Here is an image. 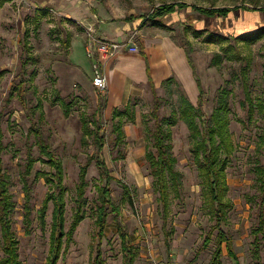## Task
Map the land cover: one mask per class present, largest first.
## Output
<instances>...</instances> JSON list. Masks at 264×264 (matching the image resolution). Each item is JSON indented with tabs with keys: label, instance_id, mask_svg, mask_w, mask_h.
<instances>
[{
	"label": "rangeland",
	"instance_id": "1",
	"mask_svg": "<svg viewBox=\"0 0 264 264\" xmlns=\"http://www.w3.org/2000/svg\"><path fill=\"white\" fill-rule=\"evenodd\" d=\"M173 2L233 10L227 17H208L184 8L164 18L165 25L131 23L132 29L126 32L124 43L133 34L137 44L142 39L160 41L167 37L189 48L195 72L205 89L203 116L210 118L220 106L225 107L234 150L226 166L225 194L232 207L223 224L229 240L222 244V264L236 263L228 250L236 254L238 264H255L252 231L257 226L258 183L254 168L264 162L259 140L264 119L257 111L248 112L246 89L254 101L264 99V34L250 45L242 41L235 43L233 35L264 25V0H10L0 7V128L3 166L15 203L12 227L19 240L22 264L46 263L52 222L51 203L45 229H41L37 220V209L49 188L42 172L52 169L42 161L44 156L32 124L36 123L63 161L68 229L80 167L88 155L96 153L92 136L83 132L82 120H89L91 127L93 120L102 125L105 145L101 157L114 177L110 183L111 200L121 210L137 254L133 264L209 263L216 248V231L207 246L203 243L215 219L209 211L203 178L193 153L195 137L182 113L183 98L190 99L185 87L175 79L154 90L149 85H137L119 106L124 113L113 116L107 109V89L103 91L93 85L96 66L88 53L90 34L102 38V24L114 23L111 26L119 28L124 25V18H144L155 7ZM195 28H203V33L196 36ZM104 32L116 35L110 28H104ZM208 32L225 34L230 39L208 42L204 37ZM227 44L235 49L224 50ZM26 60L29 61L23 66ZM98 69L104 72L101 62ZM20 83L24 103L17 95L19 89L10 95L12 88L20 87ZM39 102L41 107L37 106ZM192 102L196 104L197 98ZM155 110L160 115L169 155L175 158L176 176H167L169 211L165 227L172 230L169 243L163 230L159 192L145 158L147 150L155 151ZM132 116L135 123L131 122ZM120 120L125 123V134L116 142L117 132L113 128ZM29 157L34 159L27 176L32 208L30 232L24 222L26 181L23 178ZM87 180L85 217L57 264H91L99 241L105 264H124L113 212L108 216L104 236L96 237L97 186L103 182L94 162L88 168ZM260 238L264 262V231Z\"/></svg>",
	"mask_w": 264,
	"mask_h": 264
},
{
	"label": "trees",
	"instance_id": "2",
	"mask_svg": "<svg viewBox=\"0 0 264 264\" xmlns=\"http://www.w3.org/2000/svg\"><path fill=\"white\" fill-rule=\"evenodd\" d=\"M10 0H0V7ZM193 9L201 14L212 17L221 16L227 17L233 9L226 7L219 8H203L197 5H190L184 2H173L167 4H161L149 13L144 18L137 16H130V18H124L125 20L139 19L142 24L150 22L154 25H165L163 19L169 15L177 13L181 9ZM45 12V11H44ZM37 19V17L35 16ZM35 19V20H36ZM194 32L196 36L203 33V28H195ZM264 34V25L254 28L252 30H246L240 32L237 35H233V39L237 42L242 41L246 45L254 43L262 37ZM205 40L208 42L215 41H228L230 38L225 34H219L217 32H208ZM235 46L227 44L223 46L224 50H233ZM188 61L193 68L195 79L198 86V98L197 103L194 104L188 97L183 98L182 102V113L186 120L189 128L191 129L195 143L193 146V153L195 161L199 169L200 175L203 178L204 184V196L206 202L209 205V211L215 223L211 226L210 231L206 234L204 239V246H207L215 233L216 248L212 254V257L208 264H222V244L229 240V236L223 227L226 221V215L232 202L226 198V190L228 189L226 182V166L228 162V156L234 150V144L232 141L231 134L228 130V119L224 114V106H220L218 110L214 111L210 118L204 117L203 104L205 89L203 87L201 79L195 72L192 57L190 56V49L186 48ZM239 57L238 54L234 56ZM234 57V58H236ZM29 60H26L23 64H27ZM23 82V81H22ZM154 90V86L151 85ZM17 95L22 103H24L22 96V84L20 87H13L10 95L12 96L14 91L18 90ZM246 100L249 108L248 112L253 114L257 111L264 119V99L254 101L249 91L246 89ZM158 97L155 96V102L157 103ZM126 104L125 106H128ZM41 107V103L37 104ZM157 109V107H155ZM156 111V110H155ZM223 111V112H222ZM113 116H119L124 113L119 108L113 110ZM43 114V113H42ZM68 110L66 111V115ZM155 119V130H154V142L153 147L155 151L147 150L145 153L146 161L148 162L151 174L154 177L157 190L159 192V199L161 203V214L163 218V230L167 243L170 240V231L165 227V223L168 217L169 211V186L167 181L168 174L176 176L174 170L175 158L169 155V144L166 142L165 132L161 124L160 115L158 112H154ZM204 117V118H202ZM131 122L135 123L133 116ZM200 121V123L198 122ZM83 121V132L88 136H92L93 143L96 149L95 154H90L87 157L86 162L80 167L78 182L76 185V197L75 205L73 209L72 221L66 229V205L67 200L65 197L64 187V165L63 161L56 155L51 149L50 145L43 136V133L36 127V123L33 122L32 129L37 136V144L40 153L44 156L42 161L49 164L52 171L42 173L45 175V181L49 185L48 191L41 202L40 207L37 209V220L41 229L46 227V216L49 208V204L52 207V222L49 235V250L45 264H57L60 256L65 252L69 243L73 241V235L85 217L84 203H85V188L88 184L87 173L89 166L94 162L98 174L103 184L97 186L98 201L96 206V237L101 239L104 236V231L107 224V219L110 212H113L114 220L117 225L119 236L121 239V246L123 251L124 264H133L137 254L130 242L129 233L127 232L124 222L121 218V210L118 205L114 204L111 200V188L110 183L114 179L106 161L101 157V152L105 145V135L102 132L101 123L93 120V127L89 120ZM95 123V124H94ZM123 121H119L118 124L113 128L114 132H117L115 138L116 142L121 141L124 137V126ZM3 133L0 128V234H1V248L3 250V256L0 258V264H22L19 257V240L17 239L15 232L12 227L11 213L14 209L13 194L9 190V183L7 180L6 172L3 166L2 152L4 145L2 142ZM260 145L264 153V129L259 136ZM34 165V159L29 157L25 171L23 172V178L25 182L26 200L24 204V222L27 231L30 232V226L32 223L31 212L32 208L30 205V189L27 185V176ZM256 179L258 183V201H257V226L253 229V259L255 264H264L261 260V238L260 235L264 231V162L259 163L255 166ZM96 254L91 264H105L101 250V241L96 246ZM229 255L236 260V254L232 250H228Z\"/></svg>",
	"mask_w": 264,
	"mask_h": 264
},
{
	"label": "crops",
	"instance_id": "3",
	"mask_svg": "<svg viewBox=\"0 0 264 264\" xmlns=\"http://www.w3.org/2000/svg\"><path fill=\"white\" fill-rule=\"evenodd\" d=\"M123 21L124 25L119 28L111 26L114 23L102 24L100 26L102 38L124 42L126 32L132 29V24L135 26L137 22L141 23L136 18L129 21L123 19ZM104 28H110L116 35H107ZM134 42L138 47L137 51L123 48L108 60L101 62L108 80L107 109L109 111L113 112L115 108L124 104L125 99H128L137 85H152L156 88L172 79L185 87L191 101L198 98L199 91L195 74L183 45L167 37L160 41L149 38L142 39L139 44L135 40Z\"/></svg>",
	"mask_w": 264,
	"mask_h": 264
},
{
	"label": "built area",
	"instance_id": "4",
	"mask_svg": "<svg viewBox=\"0 0 264 264\" xmlns=\"http://www.w3.org/2000/svg\"><path fill=\"white\" fill-rule=\"evenodd\" d=\"M127 48L130 51H137L138 47L134 42V35L132 34L127 43L107 40L90 34V42L88 53L94 58L96 66V76L93 78V85L100 90L105 91L108 87L107 76L104 72L98 69V62H104L111 58L119 50ZM98 58H95V55Z\"/></svg>",
	"mask_w": 264,
	"mask_h": 264
}]
</instances>
